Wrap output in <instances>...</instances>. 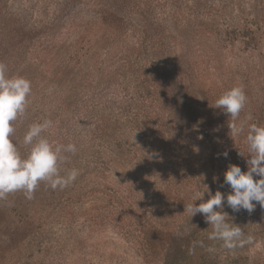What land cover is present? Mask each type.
Returning <instances> with one entry per match:
<instances>
[{"label":"rangeland","instance_id":"374dc122","mask_svg":"<svg viewBox=\"0 0 264 264\" xmlns=\"http://www.w3.org/2000/svg\"><path fill=\"white\" fill-rule=\"evenodd\" d=\"M0 61L31 81L21 154L28 126L50 119L43 135L77 147L62 168L79 169L62 190L0 199V264H264V208L224 203L254 237L231 250L185 211L231 192L229 164L247 171V125L264 124V0H0ZM233 86L247 96L237 123L253 117L234 139L213 107Z\"/></svg>","mask_w":264,"mask_h":264},{"label":"clouds","instance_id":"9594fccd","mask_svg":"<svg viewBox=\"0 0 264 264\" xmlns=\"http://www.w3.org/2000/svg\"><path fill=\"white\" fill-rule=\"evenodd\" d=\"M31 91L30 80L19 75H9L7 65L0 61V199L22 192L26 199L31 200L42 182L53 190H62L79 175L77 168H62L67 162L64 154H75L76 145L71 142L67 145L54 144L43 135L53 126L50 119L33 122L28 126L23 136L26 155H22L14 143V122L25 115ZM246 103L247 96L242 86L231 87L214 102L213 107L228 116L229 136L232 139L245 131L244 121L253 119L252 114L248 113L244 121L237 123ZM245 140L248 155L242 151L238 154L248 157L247 171H242L238 165L229 164L224 173V183L230 187L231 192L227 196L219 190L214 195L209 193L210 198L206 201L203 200L204 192L197 193L192 202L185 206V211L191 217L202 214L211 226L208 240L221 241V246L229 250L251 244L254 237L246 235L242 227L234 223L233 218L230 219L223 210L224 203L233 212L246 210L251 214L257 204L264 208V124H248ZM222 155L227 157V151ZM254 176L258 179H254ZM198 200L202 202L196 204Z\"/></svg>","mask_w":264,"mask_h":264},{"label":"trees","instance_id":"16d2710c","mask_svg":"<svg viewBox=\"0 0 264 264\" xmlns=\"http://www.w3.org/2000/svg\"><path fill=\"white\" fill-rule=\"evenodd\" d=\"M10 17H11V15H9V18ZM12 25H13V27H12L13 32H16V30H18V31L26 30L27 25H28L26 22V17H24L20 14L14 13Z\"/></svg>","mask_w":264,"mask_h":264}]
</instances>
